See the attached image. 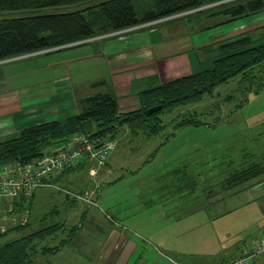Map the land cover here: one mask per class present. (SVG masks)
Returning <instances> with one entry per match:
<instances>
[{
  "label": "rangeland",
  "instance_id": "374dc122",
  "mask_svg": "<svg viewBox=\"0 0 264 264\" xmlns=\"http://www.w3.org/2000/svg\"><path fill=\"white\" fill-rule=\"evenodd\" d=\"M131 1L138 15L145 10H156V0ZM97 2L99 0L61 7H45L36 10L33 14L82 11ZM238 2L240 0L212 2L120 31L100 34L83 40V42L99 39V42H104V45L111 49L113 46L111 38L119 35L127 36L144 30H155L156 32L160 30L163 35H172V38H168L167 45H172L174 49L182 46L185 48L184 50L180 48L183 54L184 52L189 54L195 50L194 45L191 44L192 32L189 30L184 33L179 32L182 36H175L170 32L175 31L172 29L174 21L180 18L185 21L192 16L200 15L205 17V20L201 18L199 21L203 24L200 31L219 28L216 30L218 36L214 37L216 40L212 41L211 45L209 44L215 48V52L220 43L242 34H250L252 44L257 43L256 35L264 29L258 28L254 18L262 11L237 17L212 14ZM5 16L9 14L0 17ZM176 30L179 31L177 28ZM147 35L150 37L152 33L149 32ZM179 39H182L181 43ZM124 40L127 42L126 37ZM80 42L68 45L70 47ZM89 47H93V44L87 43L62 52L64 56L74 57L79 51ZM52 49L56 48L24 54L10 58V61H7L9 59L0 61V63L7 61L3 68L9 84L23 86L39 78L40 76L35 78V75L31 74L34 72L30 70L31 64L35 61H30L34 57H29ZM211 55L213 60L216 53L212 52ZM18 58L23 59L18 61ZM212 60H208V63L204 62L205 67L211 65ZM58 69L59 72L68 71L74 83L76 96L89 92L86 84L84 87L78 85L79 81H82L81 78L92 79L104 71L100 61L95 58L91 61L87 58L71 60L64 66V69L62 65ZM44 73L41 71L39 75ZM177 74H174L176 75L174 77L186 75ZM242 88H240L239 78H234L225 84L218 85L213 95H205L199 102L177 106L172 112L163 115L166 127L158 135L146 137L140 133L132 137L129 131L123 128L124 131H121L123 135H119L120 139L115 150L111 152L116 142L109 151L111 152L110 158L113 159L110 166L114 169L109 176L115 181L110 183H105L107 182L105 181L102 184V194L97 192V198L92 197L95 200L94 203L87 202L92 195V190L89 188L88 190L69 189L61 179L59 182L58 179L54 180L52 181L54 184L50 187L35 189L33 210L31 214L29 213L28 221L22 225V228L0 235V244L43 226L53 223L63 224L58 235L54 236L56 238L37 244L38 251L32 256V258L35 257L34 264H46L47 262L93 264L109 227L117 226L126 229V235L133 236L138 241L141 240L139 245L141 250L144 249L142 264H170L164 260L168 257L180 264H207L202 263V260L207 258L209 248L206 235L212 234L210 227L207 226L209 223L207 216L219 211L216 204L222 203L223 197H227L230 193V189L222 188L227 172L240 165H246L250 161L264 162V88L257 93H244L245 85ZM185 113H197V118L203 123L180 126L173 131L172 123L177 120L178 115ZM124 132L127 134L124 135ZM251 153L252 155L248 158ZM98 164L102 165L101 162ZM83 175L88 176L86 170L81 173V176ZM74 182L77 183L76 180ZM255 191L252 190L250 193L246 192L231 199L232 204L236 203L237 208L226 212V216L228 217L230 213L237 217L235 226L230 229L231 235H236V238L264 236V230H260V225L264 223V207H261V213H258L260 211L258 204L262 203L264 196L256 194L261 191L260 189L257 188ZM78 196L81 199H78ZM246 196L252 200L244 204L242 202ZM190 197H193V201ZM66 198L74 200L77 198V203L72 206V202L68 203ZM196 198L200 205L197 214L191 213L190 209L192 206L193 210L195 209ZM212 201L217 202L215 207ZM3 214H0V226L3 223L6 225L3 232L9 227L19 225L10 224V218H8L17 213ZM74 225L77 226L74 236L57 251V255L41 251L44 244L55 245L68 237L69 228ZM197 235L198 249L194 247L195 242L192 241ZM143 240H146L150 247H144L147 243ZM177 249L183 253L176 251ZM263 257L264 254L260 255L258 260Z\"/></svg>",
  "mask_w": 264,
  "mask_h": 264
},
{
  "label": "trees",
  "instance_id": "16d2710c",
  "mask_svg": "<svg viewBox=\"0 0 264 264\" xmlns=\"http://www.w3.org/2000/svg\"><path fill=\"white\" fill-rule=\"evenodd\" d=\"M90 1L92 0H0V16L9 14L0 17V61L48 48H67L68 44L79 41L81 42L73 46L81 45L85 43L83 40L100 34L120 31L220 0H156V10H145L140 15L131 0H99L97 4L82 11L33 14L45 7ZM263 10L264 0H240L212 14L237 17ZM217 52L208 67L140 90L137 109L119 113L117 99L111 93L97 92L78 99V112L74 115L25 126L17 134L0 139V167L8 163L23 165L51 151L80 132L81 122L84 120L92 122L93 129L89 133L100 142L115 140L123 128H127L132 137L140 133L151 137L164 131V114L172 112L179 105L196 103L205 95H213L218 85L229 80L239 78L240 88L243 89L242 86L245 85L244 93H257L264 88V38L252 44L251 36L242 34L220 43ZM101 82L103 81L93 84ZM196 115L197 113L178 115L177 120L172 123L173 131L184 125L202 124ZM250 155L252 153L248 158ZM87 161V157H84L76 166L65 168L63 172L76 169L79 165L81 167ZM63 172L53 178V181L59 179ZM263 173L264 162L250 161L229 170L222 188L235 190L243 184H252ZM20 198L14 202L15 213L23 208V200ZM67 202H72L73 206L76 200L68 198ZM30 204L28 207L31 209ZM22 227L20 224L9 227L4 232L0 231V235ZM62 227L63 224L53 223L0 244V264H31L32 256L38 251L37 244L53 239ZM76 228L75 225L69 228L68 237L58 244H44L41 251H58L70 241Z\"/></svg>",
  "mask_w": 264,
  "mask_h": 264
},
{
  "label": "crops",
  "instance_id": "0c3cea01",
  "mask_svg": "<svg viewBox=\"0 0 264 264\" xmlns=\"http://www.w3.org/2000/svg\"><path fill=\"white\" fill-rule=\"evenodd\" d=\"M201 18L205 20L204 16L198 15L197 17L192 16L188 20L185 19V21L181 20L183 18H180L174 21V25L172 24V29L175 31H173L174 33L170 32V34L182 36L179 32L184 33L188 30L192 32L191 44L194 45L195 50L189 54L187 52L183 54L182 50L185 48L182 46L174 49L172 45H167V40L168 38H172V35H163L160 30L158 32L155 30H144L127 36L119 35L116 38H111L110 40L113 43L111 49L104 45V42H99V39H96L81 44L92 43L93 47H89L81 52L79 51L74 57L64 56V52L62 51H67L69 48L76 46L52 49L51 51H45L31 56L29 58L34 57V59L30 61H35L34 64H31L32 68L30 70L34 71L31 74L35 75V78L37 76L40 77L23 86H11L8 82L3 65L11 59L0 63V139L8 135L12 136L17 134L25 126L50 120H61L74 115L78 112L77 100L97 92L111 93L117 99L119 113L137 109L139 107L138 93L140 90L176 76L174 74H189L190 72L203 69L206 66L204 62L210 59L212 60V52L217 55L218 52H215V48L210 46V43L216 40L214 37L218 36L216 30L219 28L200 31V28L203 27V24L199 23ZM254 22L258 24V28L264 29V11L254 18ZM149 32L152 33L150 37L148 36L149 34L147 35ZM263 33L264 30L260 31L259 35H256V39L262 38ZM124 37L127 38V42L124 40ZM179 40V43H181L182 39ZM77 46L79 47L80 45ZM181 47L182 50H180ZM83 58L90 59V61L92 58L99 60L104 71L92 79L81 78L80 80L82 81H79L78 85L84 87V84H86V87H89V92L76 96L74 83H72L68 71L65 72L64 70L59 72L58 68L62 65L64 69V66L71 60H81ZM20 59L23 58H18L17 60L19 61ZM41 71L45 73L39 75ZM100 80L103 82L93 84ZM126 130L129 131L127 128ZM125 134L127 132H124ZM119 135L121 136L123 133ZM119 139L118 136L114 140L116 145L111 152L115 150ZM111 152L106 156L102 165L88 160L81 167L79 165L77 167L78 169H69L63 172L58 182L61 179L69 189L74 190L89 188L92 190V195H90L89 199L93 201L89 200L87 202L94 203L95 200L92 197L97 198V192L102 194V184L105 181H107L105 183L115 181V179L112 180L113 177L109 176L114 170L110 166L113 160L110 158ZM83 170L87 171V177L84 175L81 176ZM75 180L77 183L74 182ZM257 188L261 191L256 194L264 196V173L258 176L252 184H244L232 192L230 189L228 196L223 197L222 203H217L216 201L211 202L213 207L217 203L216 205L219 211L207 216V220L210 223L207 226L210 227L212 234L206 235L208 237L209 248L207 250V258L203 259L202 263L223 264L231 258L239 256L244 247L250 245L252 242L264 239V236L258 237L256 235L250 237L244 236L242 238H236V235H231L230 229L235 226L237 217L230 213L228 217L226 216V212H231L237 208L235 206L236 203L233 205L231 199L237 198V196L243 195V193H250L252 190L255 191ZM239 192L241 193L238 194ZM34 195L35 192L30 200L31 204L29 203L31 205L29 213H32L33 210ZM190 198L193 201V197ZM75 200L76 204L77 198ZM195 200V211L193 210V206L190 209L192 210L191 213L195 212L197 214L200 205L198 199L196 198ZM251 200V198L246 196L242 203L247 204ZM261 201L262 203L258 204V208L260 209L258 213H261V207H264V200ZM23 203L22 201V206ZM4 208V202L0 201V214L4 213ZM199 225H196V227H199ZM202 225L204 224L202 223ZM260 227V230H264V223ZM192 241L195 242L193 244L194 247L198 249V235ZM143 242L147 243V246L144 247L150 245L146 240H143ZM139 243H141V240L138 241L133 236L126 235V229L123 227L110 226L104 242L100 244V252L93 264H142L141 259L144 249L141 250ZM176 251L182 252L178 249ZM48 253L50 252H46V254ZM51 253H54V256L57 255V251ZM32 260L31 264H34L35 257ZM164 260L170 264H180L179 261V263L174 262L171 257L164 258ZM46 264L52 263L47 262ZM251 264H264V257L259 260L258 258L255 259Z\"/></svg>",
  "mask_w": 264,
  "mask_h": 264
},
{
  "label": "built area",
  "instance_id": "2783aa9c",
  "mask_svg": "<svg viewBox=\"0 0 264 264\" xmlns=\"http://www.w3.org/2000/svg\"><path fill=\"white\" fill-rule=\"evenodd\" d=\"M114 140L99 141L89 132L81 131L73 134L70 139L55 146L26 164L8 163L0 169V201L4 202V214L13 213L16 199L23 200V208L11 216L10 224L23 225L28 221L29 203L38 187H50L53 178L61 174L65 168L76 166L84 157L89 161L104 162L109 151L114 147ZM79 197V196H78ZM80 198V197H79ZM17 222V223H16ZM5 225L0 226L3 231ZM264 254V239L252 242L244 247L242 253L223 264H251Z\"/></svg>",
  "mask_w": 264,
  "mask_h": 264
},
{
  "label": "water",
  "instance_id": "95a60500",
  "mask_svg": "<svg viewBox=\"0 0 264 264\" xmlns=\"http://www.w3.org/2000/svg\"><path fill=\"white\" fill-rule=\"evenodd\" d=\"M81 132L82 133H87V132H91L93 129V125L92 122L90 120H84L81 122Z\"/></svg>",
  "mask_w": 264,
  "mask_h": 264
}]
</instances>
